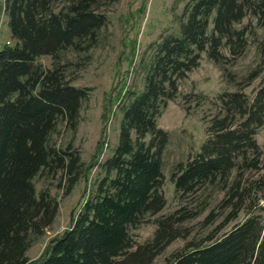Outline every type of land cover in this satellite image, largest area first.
I'll use <instances>...</instances> for the list:
<instances>
[{"label":"trees","instance_id":"1","mask_svg":"<svg viewBox=\"0 0 264 264\" xmlns=\"http://www.w3.org/2000/svg\"><path fill=\"white\" fill-rule=\"evenodd\" d=\"M58 1L6 0L15 42L0 48V264H156L165 248L184 236L176 224L185 218L178 212L158 218L151 239H134V228L167 204L162 156L170 134L158 118L204 52L219 62L224 40L244 41L246 30L236 24L248 11L264 20V0L187 2L179 32L154 45L144 89L125 90L118 103L122 118L112 154L89 166L77 149L49 143L60 121L77 129L89 97V88L67 81L57 60L67 49L96 44L108 19L97 9L99 0H73L60 9ZM44 55L55 60L54 67L38 62ZM219 101L201 151L180 164L172 179L184 199L233 176L224 200L230 208L226 224L241 212L245 218L217 238L212 234L207 242L187 244L167 264H264V166L256 138L264 125V82L252 99L238 90L222 92ZM95 168L74 223L31 260L27 252L34 237L43 235L59 213L57 198L49 190L38 193L35 177L61 171L69 194ZM249 169L256 174L245 178Z\"/></svg>","mask_w":264,"mask_h":264},{"label":"rangeland","instance_id":"2","mask_svg":"<svg viewBox=\"0 0 264 264\" xmlns=\"http://www.w3.org/2000/svg\"><path fill=\"white\" fill-rule=\"evenodd\" d=\"M72 1L60 0L56 7L63 8ZM189 1L99 0L97 9L108 20L99 31L96 44L84 49H67L57 60L67 81L89 88V97L82 104L77 129L60 121L50 136L51 145L77 149L86 166L112 154L119 138L122 112L118 103L123 93L127 89L137 92L144 89L145 65L151 60L154 45L162 36L179 32L183 10ZM5 5L6 0H0V48L15 42ZM236 27L246 30L244 41L227 44L224 40L219 62L204 52L200 65L180 81L177 97L169 101L158 118L159 126L170 134L162 156L167 204L161 212L147 216L134 228V239L138 242L151 239L158 228V218H166L175 212L185 218L176 224L182 228L184 236L172 241L156 258V264H167L168 258L187 244L207 242L212 234L217 238L245 218V212H241L237 220L226 224L230 208L224 206V200L233 176L227 182L206 185L184 199L176 193L172 179L180 164H186L201 151L207 137L208 121L220 109L219 94L239 90L252 99L264 82V20L248 11ZM38 62L52 68L55 60L44 55ZM256 138L261 147L259 161L263 167L264 125ZM254 170H247L244 177L255 175ZM90 172L89 179H80L69 194L65 192L66 178L61 171L56 174L43 171L35 177L38 193L49 190L57 198L59 213L43 235L34 237L27 252L31 260L39 258L48 243L74 223L97 175V168Z\"/></svg>","mask_w":264,"mask_h":264}]
</instances>
